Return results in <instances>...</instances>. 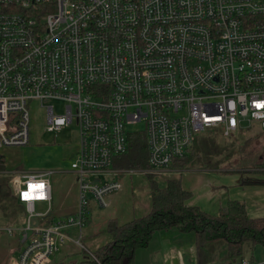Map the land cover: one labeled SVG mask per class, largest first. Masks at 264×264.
<instances>
[{"label": "built area", "instance_id": "obj_1", "mask_svg": "<svg viewBox=\"0 0 264 264\" xmlns=\"http://www.w3.org/2000/svg\"><path fill=\"white\" fill-rule=\"evenodd\" d=\"M33 101L46 109L47 133L78 128V202L41 224L53 214V173H9L26 213L10 264H46L68 241L86 251L87 195L106 208L122 190L113 159L128 151L129 134H144L149 174L159 176L196 134L264 132V0H0V149L28 145Z\"/></svg>", "mask_w": 264, "mask_h": 264}, {"label": "rangeland", "instance_id": "obj_2", "mask_svg": "<svg viewBox=\"0 0 264 264\" xmlns=\"http://www.w3.org/2000/svg\"><path fill=\"white\" fill-rule=\"evenodd\" d=\"M48 107L54 108L55 115H64V106L63 104L53 101L49 104ZM27 110L29 113V143L24 147H10L0 149V154L4 157V168L6 173H13L15 171H25L27 173L43 174V173H53L51 175L50 183L52 184V200L51 208L53 210V215L51 218L59 219L65 215L73 214L76 211L77 203L75 209L72 207L71 198L76 195V188L72 183V179L65 181H59L58 177H67L71 176V165L73 159L79 148V132L75 124L69 125L60 132L56 134H50L46 132L47 124V112L44 107L33 101L27 105ZM142 124H137L134 126H129V132L141 131ZM205 134L210 135L211 137H218L221 141V147L224 150L223 157L224 161L219 165V168L212 171L204 172H177L173 171L170 173H179L181 176L184 174H206L210 179H214L217 182V185L220 187L218 189L224 190L223 200L229 198H235V194L228 192L229 188L234 185V182L240 179V185L243 181V176L252 177L254 179H263L262 174L255 173L250 174L246 171H251L252 169L260 168L258 163L264 161V133L255 132L252 135L246 136H236L235 138H224L212 131H207ZM203 133L196 134L194 139L196 143L194 144V153L197 150V145L199 140L202 138ZM247 142L245 145L243 143ZM241 147V149L239 148ZM149 174V169H147ZM255 172V171H254ZM261 172V170L257 171ZM120 180L123 184V190L121 193H112L110 196L104 199L105 203L108 204L106 208L99 207L100 205L93 199V197L88 194V209H89V224L83 227L82 235L83 238L80 241L81 246L86 250L77 248L71 243H66L64 248H61L60 251L46 264H80V262L88 256V254L93 253L96 248L102 246V238L89 241L91 235L96 232L95 236L101 235V232L106 227L107 219L116 217V213L122 211V220L125 222L128 220V214L133 208L135 199V194L133 190L140 191L142 193L146 190L149 191V181L147 175L143 171L133 172L131 177L127 174L120 173ZM152 180L157 183L158 186H164L165 182L158 176H151ZM104 179V178H103ZM111 177H108L107 180H110ZM114 179L117 180L116 177ZM242 185L241 187H243ZM199 194L195 197L199 198ZM78 198V197H77ZM207 198V195H205ZM78 202V201H77ZM244 203V202H243ZM17 204V203H16ZM99 205V206H98ZM245 205V203H244ZM23 205L17 204L12 210L5 209L0 207V229H6L7 227H12V224L8 222L9 215L11 213H16L17 207ZM246 208V207H245ZM74 209V210H73ZM38 213H45L47 209L46 205L36 204L35 209ZM205 212H210L208 208L204 209ZM212 213V212H210ZM209 213V214H210ZM216 213V212H215ZM215 215V214H210ZM12 222V221H11ZM19 227H23V221L19 223ZM24 228V227H23ZM172 233L165 235L164 233H159L157 236H165L168 241L174 242L173 235H177L179 244H169L172 247H178L179 245L188 239L193 238V235H183L179 234L175 229L170 231ZM70 240H76L79 232L77 228L70 227L66 230ZM91 233V234H90ZM105 233V232H102ZM106 234V233H105ZM159 237H156L148 248V251L136 253L135 264H148L151 263V254L149 251L153 250L156 240ZM93 242V243H91ZM98 245V246H95ZM19 243L17 239L13 236H8L0 232V264H10L11 260L15 259L19 253ZM217 246V245H216ZM219 246V245H218ZM174 249L170 254V248L161 249V257L159 258L162 264H181L179 259V254H182L183 264H196V260L193 257L190 258L188 251L182 252L181 249ZM165 252V253H164ZM143 255L140 257L139 254ZM165 254V255H164ZM254 257V264H264V248L257 246L255 249H252L251 245L245 244L242 248V254L240 258L236 259V262L241 260L250 264L251 257ZM227 256L226 250L224 247L215 251L211 257V264H219L220 261ZM148 257H150L148 259Z\"/></svg>", "mask_w": 264, "mask_h": 264}, {"label": "trees", "instance_id": "obj_3", "mask_svg": "<svg viewBox=\"0 0 264 264\" xmlns=\"http://www.w3.org/2000/svg\"><path fill=\"white\" fill-rule=\"evenodd\" d=\"M215 133L222 136L216 131ZM217 139L219 136L215 138L208 134L203 135L195 153L196 140L193 139L191 150L181 159L174 160L169 171L201 173L218 169L224 161V150L221 147V141ZM127 150L126 153L113 159V170L127 175L130 172L143 171L147 175L150 210L146 215L122 224L114 218L108 219L102 232L110 236V241L88 254L80 264H135L137 251L146 250L155 234L174 229L183 235H193L196 264H211L213 253L222 247L225 248L227 256L219 264H236V259L241 257L245 244L251 245L252 249L257 246L264 248V218H249L244 203L228 201L219 209L216 216L209 215L199 207L187 204L191 194L188 190L182 189L178 179L167 180L164 186H158L152 180V175L147 174L148 148L143 133L129 134ZM257 165L260 168L246 171V173H260L263 179L243 176L242 185L264 186V161ZM259 170L261 172H257ZM9 177V173H6L4 168V157L0 154V207L12 210L19 203L8 186ZM117 179L120 180L119 175ZM52 215L43 220L40 219L41 224L49 225ZM25 217L24 206L17 207L16 213L12 212L7 217L14 228L12 236L17 239L19 248L22 244L18 240V229L21 228L18 225L22 221L24 225ZM89 218L88 213L85 226L89 224ZM250 264H254L253 255Z\"/></svg>", "mask_w": 264, "mask_h": 264}, {"label": "crops", "instance_id": "obj_4", "mask_svg": "<svg viewBox=\"0 0 264 264\" xmlns=\"http://www.w3.org/2000/svg\"><path fill=\"white\" fill-rule=\"evenodd\" d=\"M170 172H172V171H167V172H164V173L160 174L159 176L158 175L157 176L160 177L162 179V181H164V182H166L167 180L178 179L181 183L182 189L185 191L188 190V192H190V194H191V198L188 200V203H187L190 206L199 207L203 212H205V210H204L205 208H208L210 210V212H212V213H210V212L207 213V211L205 213L215 214L212 216H216L218 214V211L220 208L224 207L228 201L234 200V201H239V202L245 203L246 212H247V215L249 218H252V219H257L258 217L264 218V186H262V185H248V186L246 185V186L241 187L242 184H241V186H239L240 185V179H238V181L234 182V185L232 187H230L228 190L229 193L232 192V194H235V198L227 197V199L223 200L222 192L224 190L218 189L220 187L217 185V182L214 179L209 180V177H207L206 174H201V175L200 174H187V175L184 174L183 176H181L179 173H173L172 174ZM70 178L72 179V183L74 184V186L76 188V195L71 198L72 207L75 209V206L77 203V192L78 191H77V186L75 184L76 178H75L74 172L73 171L71 172V176L58 177V180L62 182L65 180H69ZM119 178H121V176H119ZM51 187H52V184H51ZM122 190H123V188H122ZM122 190L117 192V193L118 194L121 193ZM52 191H53V187H52ZM133 192L135 194V199H137V200L134 203L133 208L130 210V212L128 214V220L125 222H128L132 219L139 218V217L146 215L149 212L150 207H151L150 190L148 192H146V190H145L142 193H140V191H136V190H133ZM195 193H196V195L197 194L200 195L199 198L195 197ZM205 195H207V198H205ZM116 215L117 216L114 217V219H116L117 222L119 223V221L122 220L121 219L123 216L122 211H120L119 213H116ZM65 216H68V215H65ZM65 216H63V217H65ZM121 222L125 223L123 221H121ZM122 223H119V224H122ZM161 233H164L165 235H167V234H170L172 232L169 231V232H161ZM96 234H99V232H96L93 235H91V239L89 241L102 238V246L106 245V243H108L110 241V236L108 234L101 232V235L95 236ZM157 235H159V233L155 234L152 238V241H153L154 239H156V237H159L155 242L153 250H150L148 252L149 255L150 254L152 255L151 256V263L148 262V264H162V262L159 261L160 260L159 258L161 257V253H162L161 249L166 248V246H168L170 248V254L174 251L175 248H177V249H181L182 252L188 251L190 254H192V256L190 255V258H192V259H193V257L195 258V249H194V245H193V238L188 239L187 241L181 243L179 245V248H178V247H172V246L168 245V243L173 244V245L179 244L180 238H178L177 235H175V236L173 235L174 242L168 241L165 236H157ZM82 238H83V235H82ZM68 243L72 244V242H70V241H68ZM91 243H93V242H91ZM95 246H98V245H95ZM149 247H150V245H149ZM95 248L98 249L99 247H95ZM148 248L146 250H142V251L139 250V251H137V253H139L140 251L141 252L148 251ZM177 251H179V250H177ZM18 255H17V257H18ZM136 255H138V254H136ZM142 255H143V253L139 254L140 257ZM171 255H173V254H171ZM178 256H179V259L181 260V264H183L182 254L180 253ZM149 258L150 257H148V259Z\"/></svg>", "mask_w": 264, "mask_h": 264}, {"label": "water", "instance_id": "obj_5", "mask_svg": "<svg viewBox=\"0 0 264 264\" xmlns=\"http://www.w3.org/2000/svg\"><path fill=\"white\" fill-rule=\"evenodd\" d=\"M49 216V215H48ZM35 223H37L36 221H34ZM35 225H37V224H35Z\"/></svg>", "mask_w": 264, "mask_h": 264}, {"label": "snow or ice", "instance_id": "obj_6", "mask_svg": "<svg viewBox=\"0 0 264 264\" xmlns=\"http://www.w3.org/2000/svg\"><path fill=\"white\" fill-rule=\"evenodd\" d=\"M40 187H43L42 185ZM27 198V197H26Z\"/></svg>", "mask_w": 264, "mask_h": 264}]
</instances>
